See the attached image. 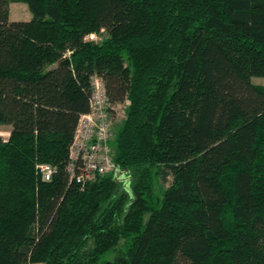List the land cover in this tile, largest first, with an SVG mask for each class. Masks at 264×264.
I'll use <instances>...</instances> for the list:
<instances>
[{
    "label": "trees",
    "instance_id": "1",
    "mask_svg": "<svg viewBox=\"0 0 264 264\" xmlns=\"http://www.w3.org/2000/svg\"><path fill=\"white\" fill-rule=\"evenodd\" d=\"M12 2L31 19L11 20ZM94 75L112 112L125 107L114 161L127 181L82 187L69 147ZM252 76L264 0H0V264H264Z\"/></svg>",
    "mask_w": 264,
    "mask_h": 264
},
{
    "label": "built area",
    "instance_id": "2",
    "mask_svg": "<svg viewBox=\"0 0 264 264\" xmlns=\"http://www.w3.org/2000/svg\"><path fill=\"white\" fill-rule=\"evenodd\" d=\"M90 110L81 115L74 139L69 147L70 178L82 187L97 178L116 174L119 170L114 161L115 132L113 112L102 79L92 77ZM43 181H50L56 168L49 164L39 166Z\"/></svg>",
    "mask_w": 264,
    "mask_h": 264
},
{
    "label": "rangeland",
    "instance_id": "3",
    "mask_svg": "<svg viewBox=\"0 0 264 264\" xmlns=\"http://www.w3.org/2000/svg\"><path fill=\"white\" fill-rule=\"evenodd\" d=\"M10 8H11L12 14H14L13 13L14 11L16 13H19L18 14L19 18H25V17L29 18L32 15L27 4L22 3V2H12L10 4ZM87 39L99 40V37L96 35H90L87 37ZM251 80L255 85L264 86V77H262V76H252ZM124 109H125L124 106H118L115 109V112L113 113V115H114L113 116L114 132H116L117 128L121 125V123L125 117ZM10 129H11V126H9V125H4V124L0 125V136L3 138L4 142H6L8 137H9ZM167 185L168 184H166L165 187H167ZM114 256H115V253L110 252L103 257V260H110L111 261L114 259Z\"/></svg>",
    "mask_w": 264,
    "mask_h": 264
},
{
    "label": "water",
    "instance_id": "4",
    "mask_svg": "<svg viewBox=\"0 0 264 264\" xmlns=\"http://www.w3.org/2000/svg\"><path fill=\"white\" fill-rule=\"evenodd\" d=\"M59 64L61 66H67V67H70L71 66V60L69 57H64L60 60ZM115 175H122V172L121 171H117Z\"/></svg>",
    "mask_w": 264,
    "mask_h": 264
},
{
    "label": "crops",
    "instance_id": "5",
    "mask_svg": "<svg viewBox=\"0 0 264 264\" xmlns=\"http://www.w3.org/2000/svg\"><path fill=\"white\" fill-rule=\"evenodd\" d=\"M14 14H12V12H11V8H9V16H10V19L11 20H16V21H18V20H30L31 19V17H32V15L28 18V17H25V18H19V13H16L15 11L13 12ZM27 13V12H26ZM25 13V14H26ZM17 15V16H16Z\"/></svg>",
    "mask_w": 264,
    "mask_h": 264
},
{
    "label": "flooded vegetation",
    "instance_id": "6",
    "mask_svg": "<svg viewBox=\"0 0 264 264\" xmlns=\"http://www.w3.org/2000/svg\"><path fill=\"white\" fill-rule=\"evenodd\" d=\"M121 180H123V181H127V178H126V176L125 175H122V178H121Z\"/></svg>",
    "mask_w": 264,
    "mask_h": 264
}]
</instances>
